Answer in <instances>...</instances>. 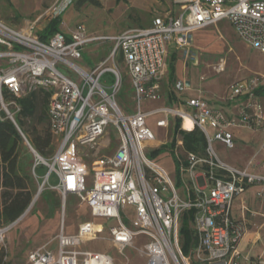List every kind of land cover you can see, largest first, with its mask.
I'll use <instances>...</instances> for the list:
<instances>
[{"label": "built area", "instance_id": "built-area-1", "mask_svg": "<svg viewBox=\"0 0 264 264\" xmlns=\"http://www.w3.org/2000/svg\"><path fill=\"white\" fill-rule=\"evenodd\" d=\"M73 1L56 0L51 8L52 18L59 17ZM179 2L177 16L157 17L146 28L110 37L87 35L84 27L77 25L68 33L58 31L43 41L36 35L34 24L14 30L0 21V111L17 127L15 115L20 111L17 100L35 90L50 93L47 116L55 145L53 156L42 158L20 132L34 156L33 178L38 181L36 166L46 168L38 190H57L62 197L75 195L88 206L92 216L114 220L107 232L121 254L126 248L136 249L146 258V264H237L238 246L246 234V226L232 217V203L246 187H264V176L224 164L217 158L212 142L232 148V128L264 131L262 105L256 94L261 79L253 77L229 86L225 101L240 100L233 117L211 109L200 98L187 100V110L167 106L144 113L141 104L161 98L168 46L185 49L193 32L227 21L242 41L264 55V0ZM96 42H112L113 46L103 61L85 70L78 65L82 52ZM117 54L120 57L116 58ZM119 63L133 91L131 114L125 113L116 101L123 86ZM221 67L222 63L214 69L220 72ZM106 74L110 77L109 86L100 83ZM175 89L183 91L185 85L178 82ZM3 91L11 99L5 100ZM148 114L163 115L156 121L159 128H168L170 119L180 121L173 148L178 159V184L145 154L146 148L155 142L146 125ZM186 120L190 121L191 129L185 128ZM108 127L117 133V145L111 155H99L98 145ZM195 128L204 135L206 147L202 155L187 153L183 163L177 152L183 145L179 132ZM107 142L109 149L112 141ZM82 148L97 150L89 188L86 186L89 170L83 161ZM52 175L57 179L55 185L49 182ZM262 195L261 191L256 193L257 197ZM127 207L133 209L132 217L125 212ZM18 220L0 226V248ZM183 224L188 225L192 240L187 253L180 239ZM96 233L90 222L82 223L74 235L60 231L55 238V250L38 247L29 252L27 263L113 264L107 254L79 249L83 243L95 239ZM138 236H145L148 242L134 248ZM258 262L264 264L263 260Z\"/></svg>", "mask_w": 264, "mask_h": 264}, {"label": "rangeland", "instance_id": "rangeland-1", "mask_svg": "<svg viewBox=\"0 0 264 264\" xmlns=\"http://www.w3.org/2000/svg\"><path fill=\"white\" fill-rule=\"evenodd\" d=\"M55 1L56 0H0V21L14 30L25 29L28 26L34 24L36 30L35 33L38 35V33L43 32L50 21L54 19L51 15V8ZM94 2L95 3H92L88 0H74L59 16L60 22L58 25V31L68 33L75 26L82 25L87 35L110 37L126 30L146 28L155 18H162L163 15L169 12L174 0H94ZM176 10L177 8H175V11ZM219 35H223L225 41L236 50V71H238L239 66L237 60H257L258 65L252 70L254 73L251 75L264 73V56L253 50L247 43L242 41L227 21L220 22L216 26V29H212L211 36L213 39H217ZM112 46V42H96L87 46L82 52V59L78 65L85 70H91L98 64L99 61L104 60L107 57ZM0 50H2L1 46ZM117 57H120V54H117L116 58ZM216 60L219 61L220 58ZM231 61L232 64L235 62V60ZM119 64L121 66L120 68L123 75V86L116 98V101L122 110L125 111V113L131 114L134 111L133 102L131 100L133 91L131 89L129 77L127 76L124 67L121 63ZM239 69H243L242 66H239ZM60 71L68 74L64 70L60 69ZM192 72L195 73L194 80L202 74L200 68L193 69ZM213 78L218 80L222 77L213 76L209 79ZM100 83L104 86H109V75H104ZM207 83L208 81L205 82L204 85ZM107 91L109 92V90ZM160 106V102H150L147 103V105L143 104L142 112L146 113L147 111L150 113ZM37 112H40L39 106L37 107ZM16 116L17 114L15 117ZM162 118V114H148L146 117L147 127L150 128L156 139L154 143L150 144L146 148L145 154L147 156H150L153 153L156 155V152H158L159 155H163L166 152H173V142L167 130H161L155 126L156 121ZM38 128L40 129L41 127ZM185 128L191 129V124L187 120L185 121ZM106 132L107 133L103 139H101L99 142V148L106 145L107 139H110L113 144L117 143V133L110 127L107 128ZM24 144H26L25 141ZM113 147L114 145H112L107 150H102L103 154L111 155L114 151ZM212 147L221 161L231 164L236 163L238 158L239 160L242 159L241 155L237 154L236 149H228L218 141H213ZM80 151L81 154H84L83 161L86 165H90L97 154L96 148H82ZM53 154L54 151L47 159H50ZM159 164L167 173H169L168 171H171L170 173L172 175L169 176L174 178L176 170H174L173 165H171V162L167 157H162L159 161ZM88 167L89 171L88 177L86 178V186L89 188L92 185L93 170L90 168V166ZM35 173L38 177V182L41 183V180L46 173V169L38 168L36 169ZM34 182L37 192L38 185L35 179ZM49 182L51 185L56 184V178L54 175L50 177ZM45 190L46 189H43L41 193ZM49 192H54L57 194L58 207L55 209L57 218L55 217L51 220L48 218V204L54 205V196L46 200L40 193L37 201L28 212L27 217L30 218L38 212L42 215L43 219L34 225L27 224L23 226V221L16 225V228L9 232V235L14 233L17 235L15 238V244H13L12 247L9 245L6 239L7 234L5 235L3 246L0 248V251L4 253V264H26L25 255L27 252L37 247H41L42 245L48 244L52 249H55L56 241L54 239L59 230L62 210L64 211L66 225H77V223L85 219L83 216V210L80 209V200L77 196L67 197L64 204V209H62V202L64 199L62 195L57 191ZM252 192L253 190H250L248 194H252ZM234 205L236 206V202ZM94 225L100 229H107L114 225V221L111 219L108 221L100 220L95 222ZM185 227L187 232L184 233L182 228L180 232L181 245L183 248L185 246L186 250H189L191 247L189 239L190 232H188V225H185ZM105 248L108 247H106L104 243L100 241H93L87 243L84 249ZM186 250L184 249L183 251L187 253ZM108 252L113 257L114 264H146L147 262L145 258L140 257L137 252L132 249H126L123 254H121L112 248H108ZM125 257L127 258V261L125 260Z\"/></svg>", "mask_w": 264, "mask_h": 264}, {"label": "crops", "instance_id": "crops-1", "mask_svg": "<svg viewBox=\"0 0 264 264\" xmlns=\"http://www.w3.org/2000/svg\"><path fill=\"white\" fill-rule=\"evenodd\" d=\"M175 8H177L176 11H175ZM179 12H180V2L179 0H174L173 5L170 8V11L167 12L165 15L177 16ZM219 23H217L214 26H210V27H207V28L191 33L188 39L189 41L188 47H186L183 50L176 49L174 45L168 46L167 72L164 77V80L161 83V88H160L161 98L156 101L143 102L141 104V110H142L143 104L147 105V103H150V102H160L161 103V106L158 107L157 109H154L153 111L158 110L163 107H167V106L177 107V108L187 110V106H186L187 100L200 98L206 101V103L211 109L220 110L227 116L233 117L237 114L238 105L240 103L239 102L240 100H236L234 102L225 101V96L228 93V88L231 84L235 82H240L243 80H248L253 77H257L261 79L259 88L264 90V73H258L256 74L257 76L251 75L252 73H254V71L252 70L258 65V61L257 60H237L239 66H242L243 69H239V66H238V71H236V50L233 49L231 45H229V43L225 41V38L223 35H219L217 39H213V37L211 36V31L213 28L216 29V26ZM218 58H220L219 61L216 60ZM231 60H235V62L232 64ZM221 63H222V67H221L222 70L220 72H216L214 67H216L218 64H221ZM191 68L192 70L196 68H200V71L202 72V74L198 78H195V80H194L195 73L192 72ZM263 68H264V62H263ZM213 76L222 77V78L218 80L214 78L209 79V78H212ZM207 81L208 83L204 85L205 82ZM178 82H182L185 85V89L183 91H177L175 89V85ZM257 100L262 105L261 118L264 120V94L262 93L257 94ZM146 113L148 112L146 111ZM176 120L177 119H170L169 127L166 129L159 128L155 125L158 129L165 130V131L167 130L172 142L174 139V145L176 144L175 142L176 139L173 133V128H174ZM179 124H180V121H179ZM184 126H185V123H184ZM230 131L232 132V135H233V147L228 148V149H236L237 154L241 155L242 159L239 160L238 158L236 160V163L230 164L228 162L221 161L218 158L217 154L215 153L217 158L224 164L232 168H235L237 170H241V171L246 170L249 173L264 176V131L251 130V129L242 128V127L232 128ZM107 144L108 142L106 140V145L101 146V148L99 149V155H104L102 150L108 149V147H106ZM112 145H114L115 147L116 144L112 143ZM174 145H173V148H174ZM177 152H178V155L181 161L184 163L186 159V155L189 152H187L184 149L183 145L181 148L178 149ZM203 152L201 154L198 153L197 155H202ZM148 157L154 160L158 165H160L159 161L162 157H167L169 161L171 162V165H173L174 170H176V174L174 178L171 176L170 177L175 182V184H178V159H176L173 152L172 153L166 152L163 155H159L158 152H156V155L155 153H153L152 155ZM94 161L95 159L93 160V162ZM93 162L90 165H86V164L85 165L87 167L90 166V168H92ZM168 172H169L168 173L169 175H172L170 173L171 171H168ZM36 182L38 185L39 182L38 181ZM56 183H57V179H56ZM250 190H253L252 194H248ZM45 191L49 192V191H57V190L46 189ZM259 191L263 193L262 197L256 196V193ZM49 193L52 194L54 197H57L56 193L54 192H49ZM69 196H75V195H67L63 197L64 199L62 202V209H64L65 201L67 197ZM235 202H236V206L234 205ZM79 205H80V209L83 210V216L85 219L77 223V225H73V224L66 225L64 211L62 210V215L60 216V225H59L58 233L62 231L63 234L65 235H74L78 232L79 226L84 222H90L94 225L95 222H98L100 220L108 221L106 219L97 218V217L92 216L88 206L84 202H81V200L79 202ZM48 207H49L48 208L49 209L48 218L51 220L56 217L55 209L58 207V205L48 204ZM31 208L32 207H30L28 210L26 209V211L20 216V218H18L19 220L17 219L18 221L12 229H15L16 225H18L22 221H23L22 225L24 226L27 224H31V225L37 224L43 219L42 215L38 212L35 215L28 218L27 214ZM125 212L129 216L132 217L133 215L132 208L127 207L125 209ZM231 213H232L233 218L244 222L246 226V234L238 246V252L240 254V257L237 260L238 261L237 264H260L258 262L259 260L264 261V187L258 186V185H250L246 187L245 192L242 195L234 199L232 203ZM125 222L126 224H128V221H125ZM114 224H115V221H114ZM96 229H97L96 238L83 243L82 245L79 246V249L81 251H91V252H96V253L107 254L108 256L111 257L113 264H114L113 257L109 254L108 248H112L118 253L120 252L118 251V249L114 247L113 243L110 241L108 232H107L108 228L100 229L96 227ZM9 232L7 233L6 239L9 245L12 247L13 244H15V238L17 235H15V233L12 235H9ZM58 233L56 234V236L58 235ZM189 239H190V245H191L192 244L191 235L189 236ZM93 241H100L104 243V245L108 248L84 249L87 243H90ZM147 242H148V239L145 236H138L134 241V248H141L145 244H147ZM42 246H46L47 248L52 249L50 245L48 244L42 245ZM126 249H132L136 251V249H133V248H126ZM30 251H28L27 254L25 255L26 264H28L27 256ZM137 254L139 255L138 252ZM140 257L145 258L144 256H140ZM125 260L127 261L126 257H125ZM191 264H222V263L221 262H210V263L191 262Z\"/></svg>", "mask_w": 264, "mask_h": 264}, {"label": "trees", "instance_id": "trees-1", "mask_svg": "<svg viewBox=\"0 0 264 264\" xmlns=\"http://www.w3.org/2000/svg\"><path fill=\"white\" fill-rule=\"evenodd\" d=\"M88 1L95 3L94 0ZM59 22V17L51 20L44 31L38 33L39 38L45 41L58 32ZM260 93L264 94V90L258 88L256 94ZM3 96L5 100L11 99L7 91H3ZM49 99L50 93L43 90H35L18 99L20 111L15 117L17 127L0 111V226L9 225L20 218L36 194L37 188L32 176L34 156L29 147L24 144L20 132L29 146L42 158L47 159L55 151L47 116ZM38 106L40 112H37ZM178 127L177 119L173 128L174 135L178 132ZM179 134L187 152L196 154L203 152L206 140L199 129L195 128L190 132L180 131ZM172 145H174V139ZM38 168L45 169L42 165H38L34 170ZM41 195L44 199H50L53 196L47 191H43ZM53 201L54 205H58L57 197H54ZM185 228L183 224L184 233L187 232ZM184 249L186 250L185 246ZM0 264H4L2 251H0Z\"/></svg>", "mask_w": 264, "mask_h": 264}, {"label": "water", "instance_id": "water-1", "mask_svg": "<svg viewBox=\"0 0 264 264\" xmlns=\"http://www.w3.org/2000/svg\"><path fill=\"white\" fill-rule=\"evenodd\" d=\"M39 193H41V190H40V189L37 190V192H36L34 198L32 199L30 205L28 206L27 210H28V209L31 207V205L34 203V200L36 199V197L38 196Z\"/></svg>", "mask_w": 264, "mask_h": 264}, {"label": "bare ground", "instance_id": "bare-ground-1", "mask_svg": "<svg viewBox=\"0 0 264 264\" xmlns=\"http://www.w3.org/2000/svg\"><path fill=\"white\" fill-rule=\"evenodd\" d=\"M187 121L190 123V121H189V120H187ZM190 124H191V123H190ZM39 195H40V193L38 194V196H37V197H36V199L34 200V203L37 201V199H38ZM34 203L31 205V207H33Z\"/></svg>", "mask_w": 264, "mask_h": 264}]
</instances>
